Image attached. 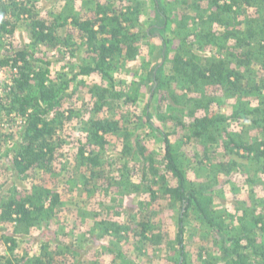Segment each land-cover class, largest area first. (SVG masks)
Returning <instances> with one entry per match:
<instances>
[{"label": "trees", "instance_id": "1", "mask_svg": "<svg viewBox=\"0 0 264 264\" xmlns=\"http://www.w3.org/2000/svg\"><path fill=\"white\" fill-rule=\"evenodd\" d=\"M62 1L73 2L75 5L84 0ZM87 1L91 3L88 10H84L86 14L79 13L78 6H72L60 13L51 10L46 16H42L43 11L38 4L39 0H0V39L8 40L10 45L2 56L0 66L15 70L8 94L0 97V118H7L14 123L20 120V123L18 122L20 129L16 134H11L12 145L5 152L13 173L19 177L35 169H40L46 175L54 173L55 156L61 145L65 143L60 133L66 126L68 127V124L74 122L78 113L77 109L67 106L66 102L76 94L78 87L86 86L84 78L97 76L101 80V84L90 88L95 113H101L106 108L113 109L119 103L137 102L142 86L153 83L152 100L148 103L145 114L147 121L150 122V128L163 140L164 173L170 175L173 184L165 178L163 183H159L158 189L150 187L147 192L154 201H157L160 196H167L181 208V212H178L177 233L180 250L176 249V253L181 256L177 264H186L183 243L185 217L190 210L211 228L218 251L228 259L225 264H230L231 258L235 264H248L250 256H258L264 260V236H260L262 242L259 244V239L254 234L257 230H262L264 234V213L258 210L257 213L252 211L253 215L246 222V215L249 212L242 211L240 214L242 218L234 226L233 235H229V226H225L228 224L215 206L216 200L224 196L223 182L217 175L212 174L207 179V183L194 184L180 162L171 135L156 127L150 120L151 114L156 117L157 113L154 111L159 113L158 108L155 107L156 97L165 94L164 89L170 88L173 79L186 93L200 95L197 97V95L185 94L187 101L182 105L193 107V110L189 112L191 122L186 123L180 119L177 125L187 132L186 139L189 141L195 139L199 144L204 145L207 148L204 152L205 159H208L207 155L210 152L205 142L212 140L219 143V140H216L217 136L225 137L221 150L226 160L212 164L211 170L215 172V168L218 167L226 171V175L230 177L229 173L239 170L240 161L236 159L239 158L258 166L256 175L250 177L248 183L251 181L256 183V177L264 176V0H208L206 7H199L201 0H197L194 5L198 8L201 30L193 34L190 33L188 24L187 26L183 22L177 24L169 10L173 3L188 6V0H167L166 2L152 0L156 21L163 23L160 27L169 30L171 24H176L177 36L181 44L187 47L172 49L167 44L168 41L159 35L152 34L154 42L155 38L161 40V44L166 46L168 53L174 52L172 72L174 71L175 74L172 76V74L150 73L152 75L137 86L131 93L132 96L129 92L118 88L114 72L117 66L136 59L140 35L146 36L140 26L137 27L134 22V15L140 13V8L129 5L124 11L117 8L111 0L104 3L99 0ZM245 7L253 8L255 17H247L242 23H233L232 21H235L238 15L237 12ZM19 21L26 22L29 27L30 40L24 47H13L12 42L15 40L13 38ZM214 24L224 27V31L219 33L214 29ZM134 28L139 30L138 34L131 33L130 29ZM191 35H194L193 41L196 44L193 45L197 47L196 50L215 46L225 51L226 56L205 57L193 53L189 42ZM0 45H2L1 41ZM41 47L54 52L56 60L52 62L39 56ZM166 56L167 54L161 56L162 62L167 60ZM55 63H62V70L53 72L51 67ZM152 66L154 69L155 65L152 64ZM210 87H220L227 94L237 98V107L230 117L222 114L214 117L209 114L208 108L215 103L214 97L205 93ZM168 94L170 95V92ZM171 98L175 104L181 105L175 95L171 94ZM201 110L207 111L206 114L195 115V112ZM113 116L116 114L113 113ZM230 120L249 124L243 126L239 136L230 134L226 129L221 132V125ZM88 127L85 142L81 144L82 146L80 145L74 164L86 167L91 177L96 178L104 173L105 163L102 160L101 151L105 150L108 144V136L118 135L127 130H123L120 120L114 117L94 118L92 116L88 120ZM253 130L259 134L250 136L249 132ZM137 144L136 154L129 138L126 140L121 156L125 163L120 167L123 172L128 171L130 164L140 163L138 160L140 158L147 163L151 172L156 171V174H153L156 179L162 174L155 166L154 159L147 154L144 145ZM1 155L0 146V159ZM123 178L117 180H123L124 183L117 184L119 188H124L126 195L141 191L142 186H137L129 179ZM226 183H229V180H226ZM31 188L26 194H20L16 189L17 193L14 192L0 202L1 224L18 226L17 233L20 234L31 233L34 229L42 231L38 235L44 238L39 254L25 256L19 264H69L71 262L87 264L88 262L81 260L82 254L79 252L81 242L79 246H76L73 240L66 241L62 238L54 240L55 235L48 231L51 228L53 214L65 206L62 201L63 195L47 184H34ZM96 216H99V213L91 218L94 219ZM102 221L98 223L99 226L95 224L94 232H91H97L94 235L97 239H102L113 230H117V234L122 232L127 239H130L132 235L134 240L141 243L152 240L153 235L148 234L150 221L142 219L132 222L131 228L122 226L118 221L112 223ZM259 224H262L260 229L257 228ZM91 233L89 232V235H92ZM158 239L160 240V236ZM2 241L10 250L17 247L18 239L14 236H0V242ZM102 245L101 247L107 248L105 244ZM108 249L117 255L116 258L125 259L122 250L114 247ZM246 251H250L251 254L249 255ZM64 256L66 259L72 256L73 260L63 258L60 260V257ZM99 261L90 264H105ZM0 264H14V261L7 255H2Z\"/></svg>", "mask_w": 264, "mask_h": 264}, {"label": "rangeland", "instance_id": "2", "mask_svg": "<svg viewBox=\"0 0 264 264\" xmlns=\"http://www.w3.org/2000/svg\"><path fill=\"white\" fill-rule=\"evenodd\" d=\"M99 1L102 3L107 2V0ZM111 1L117 8L124 11L127 10L129 5L133 8L139 6L140 13L134 15V22L137 27L138 25L140 26V29L146 35L145 37L140 35L136 59L122 64L123 66L119 65L116 67L114 77L117 78L118 88L129 92L132 96L133 94L131 93L137 86L148 80L147 78L152 75L150 74L152 72L154 75L172 74L174 76L175 73L174 71L172 72L174 52L168 53V49H166L165 45L161 44V40L155 38L154 42L152 34L159 35L165 41H168L167 44L172 49L187 47L181 44L177 36L178 30L176 29V24H171L169 30H165V27L161 28L160 26H163V23L156 21L152 0ZM196 1L188 0V6L187 4L173 3L169 8L171 15L177 21L176 23L183 22L186 26L188 24L191 34L198 33L201 30L200 20L198 19V8L194 5ZM207 1L201 0L199 7H206ZM81 2L84 8L81 7ZM90 3L87 0L80 1L75 5L73 2L62 0H39L38 2L43 11L42 16H46L51 10L52 12L60 13L65 8L69 9L72 6H78L77 11L81 14H86L87 12L85 11L88 10ZM237 14L236 20L232 22L242 23L247 17H255V10L245 7L238 11ZM214 29L219 33L224 31V27H219L217 24H214ZM28 30L29 27L26 25V22L19 21L15 37L13 38L15 40L12 42L13 47H24L29 43L30 33L28 34ZM130 30L132 34H138L139 32L136 28ZM193 36L191 35V39L189 40L193 53L195 52V54L205 57L211 55L226 56L225 51H221L215 46L196 50L197 47L193 45L194 43L196 44L193 41ZM0 41L2 42V45H0L1 61L5 50L9 49L10 45L8 40L0 39ZM164 54H167V60L162 62L161 56ZM39 56L45 57V59H49L52 62L56 60L54 52L42 47L40 48ZM152 64L155 65L154 69ZM62 68V63H55L51 67L53 72L60 71ZM14 75L15 70L12 68L0 66V97H5L8 94ZM84 81L86 82V86L78 87L76 94L66 102L67 106L74 110L77 109L78 113L74 122L68 124V127L66 126L64 131L60 133L65 143L63 146L61 145L57 156H55L56 168L53 174L46 175L40 169L31 170L23 177H19L13 173L5 152L12 145L13 139L11 134H16L20 129L18 128L20 120L14 123L8 121L7 118H0V146L2 148L0 159V202L2 199L14 194V192L17 193L16 189L20 194H26L27 191L32 189L31 187L34 184L53 186L63 195L62 201L65 206H62V208H59L53 214L51 228L48 231L55 235L54 240L56 238L57 240L59 238L66 241L73 240L76 246H79L81 242L82 247L79 246L81 248L79 252L82 254L81 260L86 263L88 262L87 264L99 260V262H104L105 264H177V260L181 256L176 253V249L180 250L177 233L179 228L178 217L181 208L179 204L167 196H160L157 201H154L150 193L147 192V189L150 187L158 189L159 183H163L162 181L165 178L169 180L170 184H173L170 175L164 173L163 159L165 152L163 140L159 134L150 128V122L147 121L145 114L146 107L152 100L154 84L149 83L142 86L140 98L135 103H119L113 109L106 108L101 113H95L93 109L94 99L91 96L90 88L93 85L101 84V80L97 76H90L84 78ZM171 81L170 88L164 89L165 94L156 97L155 107L158 108L159 113L154 111L157 113L156 117L154 114H151L150 120L156 127L171 135L170 137L179 154L180 162L186 169L189 179L194 184L207 183V179L212 174L217 175L219 180L223 182L225 193L223 197L216 200L215 206L220 210L221 215L224 216L228 224L225 226H229V235H233L234 226L242 218L240 215L242 211L247 210L249 212L246 215V222L253 215L252 211H256L257 213L258 210L260 213H264V176L261 178L256 177V183L254 181L248 183L249 178L256 175L258 166L239 158H236L240 161L239 170L229 173L230 177L226 175V171L218 167L215 168V172L211 170L213 168L212 164L226 160L223 150H221L225 137L222 135L217 136L216 140H219L220 144L212 140L205 142L210 152L207 155L208 159H205L204 152L207 148L199 144L195 139L191 141L187 140L185 137L187 132L177 125L180 119L186 121V123L191 122L189 112L193 110V107L182 104H185L187 101L185 94H188V96H196L197 94L186 93L176 81L173 79ZM168 92H170V95ZM205 93L208 96L214 97L215 100V103L208 108L211 116L215 117L222 114L230 117L233 114L238 102L236 97L227 94L220 87H210ZM171 94L176 96L181 105L173 102ZM197 97H200V95H197ZM206 112L201 110L195 112V115L203 116ZM113 113L116 116H113ZM92 116L94 118L114 117L120 120L123 130H127V132L124 131L118 135L108 136V144L105 150L101 151L102 160L105 163L104 173L99 174L96 178L91 177L90 171L86 167L75 166L74 164V158L77 156L76 153L80 145L85 142V137L89 130L88 120ZM247 124L249 123L244 124L243 122L230 120L221 125L220 131L223 132L226 129L230 134L239 136L241 135L243 126H247ZM257 134L259 132L256 130L249 132V135L252 137ZM128 138L135 148V152L138 150L137 143L144 145L147 154L154 159L155 166L162 175L157 176L155 179L153 174H156V171L151 172L148 169L147 163L137 156L140 163L130 164L131 167H128V171L124 170L125 173L123 172L120 165H123L125 161L121 156L123 155V148ZM122 177H124L123 179H129L135 185L137 184V186H142L141 191L136 192L137 194L126 195L124 188H119L117 184L118 182H120V185L124 183L123 180H117ZM226 180H229V183L225 184ZM97 213H99V216L92 219L91 217H94ZM142 219L150 221L151 226L148 234L150 236L153 235L151 241L141 243L134 240L132 235H130V239H127L122 235V232H118L120 234H117V230L113 229L108 236L106 235L102 239H97L94 236L97 232L91 233L94 232L93 226L95 224L99 226L98 223L103 222L102 220L110 221L111 223L118 221L122 226L131 228L135 221L138 222ZM185 219L186 228L183 245L186 254V264L227 263L228 259L218 251L211 228L198 218V215L192 210H190ZM261 226L262 224H259L257 228L260 229ZM17 227L0 223V236H14L18 239L17 247L14 250H10L4 241L0 242V256L7 255L14 261V264H19L25 256L38 255L44 239L43 237H38L42 232L41 230L34 229L31 233L20 234L17 233ZM89 232L92 235H89ZM254 234L258 237V243L260 244L262 242L260 236H264L263 231L257 230ZM158 236H160V240ZM100 243L101 245L105 244L107 248L101 247ZM110 247L122 250L123 254H125V259L116 258L117 255L108 249ZM246 253L251 254L250 251H246ZM250 257L248 264H264L262 258L258 256ZM62 258L66 259V256L60 257V260ZM68 259L73 260V257L68 256ZM229 261L230 264H235L233 258ZM69 264L74 263L71 262Z\"/></svg>", "mask_w": 264, "mask_h": 264}]
</instances>
